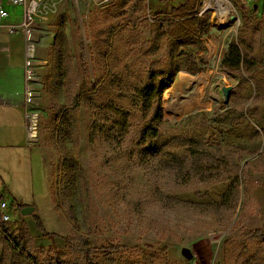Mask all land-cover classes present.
Instances as JSON below:
<instances>
[{"label": "rangeland", "instance_id": "rangeland-1", "mask_svg": "<svg viewBox=\"0 0 264 264\" xmlns=\"http://www.w3.org/2000/svg\"><path fill=\"white\" fill-rule=\"evenodd\" d=\"M216 1L233 5L227 22ZM262 7L264 0H57L39 29L57 35L38 82L39 139L32 147L0 145V205L8 203L7 228L24 250L74 264L65 238L80 234L88 247H120L96 253L97 264H264V238H244L264 228V67L230 72L222 65L232 41L253 63L264 60ZM171 52L180 64L200 69L182 70L168 85L161 141H172L171 151L181 155L194 141L208 152L198 164H221L216 172L198 168L191 180L195 161H186L184 171L166 159L138 158L137 133L152 112L137 105L135 93L153 63L170 66ZM51 104L65 109L56 114ZM112 106L127 116L123 138ZM230 110L243 116L215 122ZM96 114L105 129L91 144ZM36 147L53 153L47 174ZM234 175L241 177L238 194L224 201ZM21 205L34 207L55 236L38 229L34 213L23 216ZM0 264L30 262L0 234Z\"/></svg>", "mask_w": 264, "mask_h": 264}, {"label": "trees", "instance_id": "trees-1", "mask_svg": "<svg viewBox=\"0 0 264 264\" xmlns=\"http://www.w3.org/2000/svg\"><path fill=\"white\" fill-rule=\"evenodd\" d=\"M255 10V9H254ZM264 11V7H262L261 12ZM172 24V22H169ZM81 59L82 65L84 69L87 70L86 63V53L84 49V43L81 42ZM178 56L175 53L171 52L168 55V61L170 62V66L166 69H158L156 68V64H152L151 69L148 72L147 81L142 87H140L135 93V100L137 105L142 108L143 111H151L152 117L144 124L143 127L137 133V144L140 146V150L138 152L139 161H155L159 159H166L168 161H172L176 163L179 167L183 168L184 171L188 168V163L186 161H195L193 166L190 167L188 173V179L191 180L198 176L197 169L201 168L203 171L207 172L208 170H216L220 168V162L210 164V165H201L196 161H202V156H208L207 151L200 150L197 146V143L193 141V144H190L187 148L186 155H181L180 153L172 152L170 149V143L167 141H161V126L164 120L163 110H162V99L165 91L168 89V85L172 83L175 75L182 71L186 70L192 74H195L199 71L200 67L187 66L182 65L178 61ZM252 64V65H251ZM222 65L230 72H238L241 70V67H245L247 70H252L254 68H262L264 67V60L258 61L257 63H253L250 61L246 54H244L241 49V43L232 41L229 45V50L224 58ZM51 108L56 114H60L65 106H58L56 104H52ZM112 111L115 115L119 116L122 121L116 122L114 121V125H118V129L122 138L127 136V116L124 111L119 107H111ZM243 114L238 111L230 110L226 111L222 114H219L215 117V122L219 124L229 123L233 120H239ZM101 117L99 114H96L95 120H93V124L91 126L90 132V141L91 144H94L96 137L103 133L104 126L101 125ZM113 125V127H114ZM174 140H179L181 142L186 143L183 140H187L185 138H174ZM191 143V141L189 142ZM204 172V173H205ZM203 180H207V177H201ZM218 181L223 180L221 177L216 179ZM230 184L227 188L226 193L223 196V200L234 199L238 194V187L241 181V177L239 175H234L229 177ZM23 205H21V208ZM36 220V225L38 229L44 233L47 237H53L52 235L45 231L43 228V223L41 219L38 217L36 213L33 214ZM0 234L4 237V243L10 246L13 250L19 251V253L24 256L27 260H29L30 264H62L63 258L61 257H53L45 258L43 260L37 259L32 252L28 250H24L21 247V244L17 238L13 236L9 232L7 228V222H5L0 213ZM244 238L249 241L260 240L264 238V228L257 230H250L244 233ZM67 246L74 253L77 260L74 264H97L95 263V254L98 252H102V255H108L112 253H117L119 250V246L109 243L107 245L101 246L100 248L88 247L87 246V238L76 234L74 237H66L65 238ZM80 259L85 260L86 262H80Z\"/></svg>", "mask_w": 264, "mask_h": 264}, {"label": "crops", "instance_id": "crops-1", "mask_svg": "<svg viewBox=\"0 0 264 264\" xmlns=\"http://www.w3.org/2000/svg\"><path fill=\"white\" fill-rule=\"evenodd\" d=\"M0 4L9 13L0 27V145L11 146L18 143L20 146L27 142L24 109L26 44L24 31L20 28L11 31L10 28L22 24L24 9L20 5L9 4V0H0ZM45 21L46 19L38 18L34 25L37 87L41 74L51 65L49 50L54 49L57 42L56 33L39 30L42 29L40 25L47 23ZM36 149L42 153L47 174L46 160L53 153L46 148Z\"/></svg>", "mask_w": 264, "mask_h": 264}, {"label": "built area", "instance_id": "built-area-1", "mask_svg": "<svg viewBox=\"0 0 264 264\" xmlns=\"http://www.w3.org/2000/svg\"><path fill=\"white\" fill-rule=\"evenodd\" d=\"M57 0H11L14 5H20L24 9V18L20 26H12L11 31L18 28L24 31L26 44L25 58V120L27 144L33 146L39 139V126L41 113L38 106L39 89L37 87L38 76L36 72L37 62L35 56L34 25L38 18L44 19L56 7ZM9 16L6 7L0 4V27L5 18ZM3 207L7 210L8 222L13 220V214L9 211V205L3 201Z\"/></svg>", "mask_w": 264, "mask_h": 264}, {"label": "bare ground", "instance_id": "bare-ground-1", "mask_svg": "<svg viewBox=\"0 0 264 264\" xmlns=\"http://www.w3.org/2000/svg\"><path fill=\"white\" fill-rule=\"evenodd\" d=\"M216 4L218 6V17L220 21L227 22L229 18L233 15L234 10H233V5L230 2L227 1H216ZM213 3L209 2L206 5V9L212 8ZM3 203L0 205V213L2 215V218L5 222H8V216L4 211Z\"/></svg>", "mask_w": 264, "mask_h": 264}, {"label": "water", "instance_id": "water-1", "mask_svg": "<svg viewBox=\"0 0 264 264\" xmlns=\"http://www.w3.org/2000/svg\"><path fill=\"white\" fill-rule=\"evenodd\" d=\"M224 93H225V98H226V101L229 100L230 98V95H231V91H232V88L231 87H226L223 89ZM33 213H35V208L34 207H24L21 209V214L23 216H28V215H32ZM184 253L188 254L187 251H184Z\"/></svg>", "mask_w": 264, "mask_h": 264}]
</instances>
